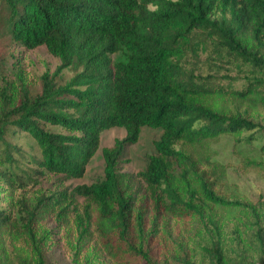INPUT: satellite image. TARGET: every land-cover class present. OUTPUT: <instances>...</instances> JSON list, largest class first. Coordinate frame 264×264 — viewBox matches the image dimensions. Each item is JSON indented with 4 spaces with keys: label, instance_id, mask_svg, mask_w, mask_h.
<instances>
[{
    "label": "trees",
    "instance_id": "obj_1",
    "mask_svg": "<svg viewBox=\"0 0 264 264\" xmlns=\"http://www.w3.org/2000/svg\"><path fill=\"white\" fill-rule=\"evenodd\" d=\"M0 3L14 43L25 50L44 46L59 61L51 74L41 75L37 95H31L18 66L16 81L0 85V264H45L53 238L46 221L63 222L73 196L96 210L93 245L89 217L75 215L72 257L78 264H150V240L166 244L170 221L208 223L216 230L241 218L253 226L261 221L258 208L239 201L237 189L208 155L193 157L173 147L224 132H255L257 126L239 113L264 110L263 84L230 95L184 84L171 43L206 31L264 72V0ZM120 51L125 61L113 63L111 55ZM66 69L73 76L58 83ZM144 127L161 130L155 154L137 175L150 188V210L146 198L130 193L118 173L125 146L135 144ZM113 128L122 129L124 137L102 149V180L69 194L27 195L28 183L36 184L40 176L82 178L100 135ZM19 133L29 136L39 152L22 168V153L12 141ZM218 264L229 263L218 258Z\"/></svg>",
    "mask_w": 264,
    "mask_h": 264
},
{
    "label": "rangeland",
    "instance_id": "obj_2",
    "mask_svg": "<svg viewBox=\"0 0 264 264\" xmlns=\"http://www.w3.org/2000/svg\"><path fill=\"white\" fill-rule=\"evenodd\" d=\"M5 16V6L0 3V85L16 81L14 66H18L30 85L31 95H37L41 75L46 71L51 74L59 61L44 46L25 50L14 43L6 31ZM171 49L174 51L173 63L184 84L225 95L244 92L249 85L256 83L263 84L264 88V72L232 53L216 36L206 31H194L183 41L172 42ZM125 57L126 53L120 51L111 55V60L113 63L122 62ZM73 74L66 69L56 81L63 84ZM239 117L256 125V131L239 135L224 132L201 143L177 142L173 148L193 157L208 155L210 162L218 164L228 183L237 189L241 196L239 201L258 208L261 221L253 226L250 221L241 218L220 230L212 229L208 223L170 221V238L166 244L155 237L150 240V264H218V258L225 259L229 264H255L264 259V110L254 115L241 110ZM160 136L161 130L142 128L138 141L125 146L118 164V173L123 175L124 185L134 196L146 198L144 206L148 210L151 191L137 175L145 170L148 157L155 154L153 144ZM123 137L124 131L120 128L102 132L98 151L88 163L82 178L40 176L36 184L28 183L27 195L48 196L61 191L69 194L76 186L99 182L103 178L102 149L112 147L116 139ZM12 141L22 153L19 159L21 168L29 156L39 157L37 147L29 136L19 133ZM16 157L19 158V155ZM172 170L175 174L180 172L174 163ZM75 215L89 217L90 245L95 244V206L86 199L73 196L68 205V216L63 222L58 224L51 218L46 221L47 227L53 231V238L51 246L44 252L45 264H78L72 257L77 237ZM133 264L147 263L138 260Z\"/></svg>",
    "mask_w": 264,
    "mask_h": 264
}]
</instances>
